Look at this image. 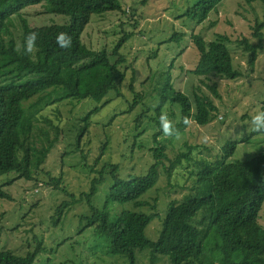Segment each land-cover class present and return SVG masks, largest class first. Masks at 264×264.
<instances>
[{
	"label": "trees",
	"instance_id": "1",
	"mask_svg": "<svg viewBox=\"0 0 264 264\" xmlns=\"http://www.w3.org/2000/svg\"><path fill=\"white\" fill-rule=\"evenodd\" d=\"M221 1L197 0L188 15L202 23ZM245 1H260L264 6V0ZM109 12L125 13L120 0H0V176L14 174L35 181L37 185L43 170L49 180L45 181V186H59L62 176L61 179L54 178L49 171L44 172L43 167L59 139L60 129L48 117H38L33 109L45 99L52 98L51 102L54 103L65 99L78 102L91 99L101 104L111 92L120 93L117 80L124 73L119 66L126 62L121 49L132 34L125 35L117 42L112 53L118 58L113 64L107 54L103 56L111 70L108 81L102 80L94 71L97 63L83 65L96 53L85 44L84 31L95 17ZM31 31L39 34L35 51L32 54L17 52V47L23 45ZM60 32L71 36L70 48L57 45L56 36ZM183 35L185 33H177L172 40ZM253 35L259 43H252L247 37L238 41L250 55L251 67L255 66L259 51L263 49L264 20L257 21ZM192 41L199 52L193 73L211 94L220 96L217 82L208 83L210 77L236 81L245 76L234 66L232 53L227 46L228 36L218 34L214 41L208 42L200 34H193ZM174 63L173 60L164 72L159 73L160 81L153 74L157 84L154 89L155 92L159 89L160 101L156 109L157 117H151V120L160 127L159 116L166 105H171L179 108L180 120L176 123L179 129L186 126L182 122L185 117L200 126L213 122L220 111L213 97L201 85L193 88L192 96L176 89L172 77ZM53 94H56L54 98ZM36 96L38 99L35 102L25 105ZM141 97L136 95L135 105ZM134 106L131 105L130 109H134ZM101 107L97 106L85 117V126L81 128L83 136L89 130L92 115ZM172 115L175 113L172 112ZM140 120L137 122L140 123ZM44 122L47 127L43 125ZM161 134L157 132L154 135L157 146L150 149L154 161L144 174L124 178L117 164L105 165L98 176L92 178L90 192H84L79 199L67 189L59 188L74 201L64 200L59 206L57 204L51 219L58 223L64 209L86 198L89 210L80 218L87 223L79 234L91 228L94 237L107 244L109 253L123 257L127 264H141L139 255L145 252L149 254L150 264L158 263L163 257L170 264H264V226L260 224L264 207V153H258L248 160L230 159L237 151L238 142L228 141L222 147V154L214 160L206 157L196 159L192 157L195 146L186 142L187 151H181L171 158L164 152L165 144L158 139ZM107 145L108 141L103 143L97 162ZM183 160L188 165L193 163L190 170L194 176L191 191L178 201L173 200L164 211L157 209L144 196L155 189L161 175L160 167L170 178L173 169ZM107 173L113 178V186L105 205L98 208L93 199ZM0 198L13 199L2 189ZM154 201L156 203L157 198ZM115 204H131L134 209L146 210L122 209L115 212L111 209ZM162 212H165V216L161 220ZM157 218H160L161 233L157 240H152L146 230ZM41 223L44 224L43 221ZM34 240L35 248L30 247L25 257L8 249H0V264H34L45 249L42 239L35 236ZM64 264L92 263L81 261Z\"/></svg>",
	"mask_w": 264,
	"mask_h": 264
},
{
	"label": "rangeland",
	"instance_id": "2",
	"mask_svg": "<svg viewBox=\"0 0 264 264\" xmlns=\"http://www.w3.org/2000/svg\"><path fill=\"white\" fill-rule=\"evenodd\" d=\"M120 2L125 13L109 12L95 17L83 34L85 44L96 52L83 65L97 63L94 71L104 81H108L107 76L111 70L103 56L107 54L113 64L118 58L112 53L117 42L125 35L132 34L121 49L126 62L119 66L124 73L117 80L120 93L111 92L101 104L91 99L81 102L65 99L56 103L51 102L52 98L45 99L33 109L38 117H48L60 129L59 139L43 167L44 172H50L54 178L62 176L59 186H45V181L49 180L43 170L37 185L35 181L14 174L0 176V189L13 198H0V249H8L25 257L30 247L35 248L34 238L37 236L43 240L42 247L45 249L34 264L81 261L92 264H108L111 261L127 264L123 257L111 255L107 244L94 237L91 228L79 234L87 223L80 218L89 210L86 198L64 209L58 223L51 219L57 204L59 206L64 200L74 201L73 197L67 196L59 188L67 189L79 199L84 192H90L92 178L98 176L99 171L108 164H117L124 178L146 172L154 161L150 150L157 146L154 135L161 132L160 127L151 120V117H157L156 109L160 101L159 89L156 92L154 89L157 84L153 74L160 81L159 73L164 72L174 60L172 77L175 88L192 96L193 88L201 85L199 77L193 73L199 60V52L192 41L193 34H200L208 42L214 41L218 34L228 36L227 46L232 53L234 66L245 76L236 81L219 76L210 77V85L217 82L219 97L211 94L202 84L220 110L215 120L205 126L190 120L184 128H177L178 137L165 138L161 134L158 139L165 144L164 152L174 158L181 151H187L188 142L195 146L192 150L193 158L214 160L222 154V147L228 141H235L238 142L237 151L230 159L248 160L258 153H264V132H253L250 126L252 116L262 111L264 106V41L254 67L249 64L250 55L238 43L244 37L252 43H259L253 33L257 21L264 20L263 4L260 1L248 3L245 0H222L209 18L201 23L188 15L197 0ZM177 33L185 35L172 40ZM133 75L135 79L132 83ZM137 94L142 97L135 105ZM55 96L53 94V98ZM37 99L38 96L25 105ZM99 105H102L100 111L92 115L89 130L83 136L81 128L85 126V117ZM131 105H135L132 110ZM162 112H167L170 119L179 122L177 106L166 105ZM138 119H141L140 123ZM43 125L47 127L45 122ZM53 135L52 130L51 138ZM106 141L108 145L105 153L97 162ZM191 169L193 163L188 165L183 160L173 169L169 178L160 167L161 175L155 189L144 197L155 204L157 209L164 211L173 200L178 201L191 191L194 178L190 174ZM9 181L12 182L9 184ZM112 186L113 178L107 173L93 199L95 206L102 208L105 205ZM130 205L115 204L111 209L115 212H121L122 209L146 210L134 209ZM164 216L165 212H162L161 220ZM260 224L264 226V207L260 214ZM146 233L152 240L159 238L160 218L151 222ZM139 257L141 264H150L148 252ZM156 264L170 262L163 257Z\"/></svg>",
	"mask_w": 264,
	"mask_h": 264
},
{
	"label": "clouds",
	"instance_id": "3",
	"mask_svg": "<svg viewBox=\"0 0 264 264\" xmlns=\"http://www.w3.org/2000/svg\"><path fill=\"white\" fill-rule=\"evenodd\" d=\"M38 32H29L22 46L17 47V52L23 51L24 54H32L37 45ZM56 43L60 48H70L72 46V38L65 32H60L56 36ZM186 126L189 124V119L185 117L182 121ZM160 130L165 138L178 137L179 130L176 127V122L169 118L167 112H162L159 116ZM251 130L253 132H264V111H259L252 116L250 122Z\"/></svg>",
	"mask_w": 264,
	"mask_h": 264
}]
</instances>
